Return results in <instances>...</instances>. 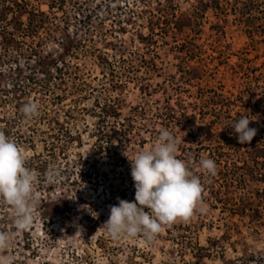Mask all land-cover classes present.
I'll use <instances>...</instances> for the list:
<instances>
[{
	"label": "rangeland",
	"instance_id": "obj_1",
	"mask_svg": "<svg viewBox=\"0 0 264 264\" xmlns=\"http://www.w3.org/2000/svg\"><path fill=\"white\" fill-rule=\"evenodd\" d=\"M24 1L50 21L34 37L18 25L8 26L12 40L0 36V132L37 174L39 204L18 230L0 203V232L10 236L0 258L264 264V0ZM28 102L38 105L31 119L21 112ZM243 112L257 130L246 144L231 127ZM162 130L200 178L202 203L151 240L114 238L103 227L110 207L135 199L124 152L152 147ZM202 159L215 161V175ZM52 166L61 176L49 182Z\"/></svg>",
	"mask_w": 264,
	"mask_h": 264
},
{
	"label": "clouds",
	"instance_id": "obj_2",
	"mask_svg": "<svg viewBox=\"0 0 264 264\" xmlns=\"http://www.w3.org/2000/svg\"><path fill=\"white\" fill-rule=\"evenodd\" d=\"M21 112L31 119L38 115V105L28 102ZM251 121L245 112L232 121L238 143H250L256 135L257 130L249 127ZM178 146L179 141L169 131L162 130L158 143L152 147L137 151L131 158L126 149L124 155L130 162L135 199L132 202L119 199L117 205L110 207L109 217L103 223L109 235L115 238L121 234L131 237L142 233L151 240L164 225L178 218L188 219L198 210L202 203L201 180L193 175L185 161L177 158ZM200 167L210 175H215L217 170L212 159H202ZM60 176L61 170L52 166L46 178L54 182ZM37 181V174L25 166L18 145L0 132V203L11 207L18 230L28 228L33 222L34 209L39 204L35 194ZM84 207L93 215L89 206ZM9 240L8 233L0 232V249L6 248ZM0 264L7 261L0 258Z\"/></svg>",
	"mask_w": 264,
	"mask_h": 264
},
{
	"label": "trees",
	"instance_id": "obj_3",
	"mask_svg": "<svg viewBox=\"0 0 264 264\" xmlns=\"http://www.w3.org/2000/svg\"><path fill=\"white\" fill-rule=\"evenodd\" d=\"M49 8L53 9V6L49 5ZM24 16H27L26 24L23 21ZM49 21L50 18L44 11L38 10L37 12H35V10L30 8L28 3L25 1L19 3L17 2V0H12V2L10 3L8 0H0V25H2V29L0 30V36H2L3 34L6 39L10 37L9 40H12V37H14V34L9 32V25H11V27L13 28L18 25L19 27L17 29H22L25 35H31L32 37H34V35L38 33V29L46 27L47 24H49ZM48 59L46 57L42 58L41 63L43 66L47 65L46 61ZM55 67L58 71V74L64 75L60 64L56 63ZM45 73L46 75L49 74V72ZM59 77L61 79V76ZM50 79H52L51 75L49 76L48 80ZM216 161L218 162L220 160L217 159ZM244 164H246V162H244ZM57 201L59 204L63 203L60 200ZM50 204L51 203H49L48 205ZM64 209L65 208H61L60 210L64 211Z\"/></svg>",
	"mask_w": 264,
	"mask_h": 264
}]
</instances>
